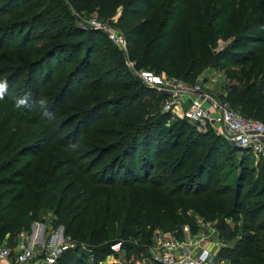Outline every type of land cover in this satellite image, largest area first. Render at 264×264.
Returning <instances> with one entry per match:
<instances>
[{"label":"trees","instance_id":"16d2710c","mask_svg":"<svg viewBox=\"0 0 264 264\" xmlns=\"http://www.w3.org/2000/svg\"><path fill=\"white\" fill-rule=\"evenodd\" d=\"M70 6L103 17L121 8L119 27L138 69L193 84L223 64L238 85L219 96L264 122V0H0V34L14 41L0 42V53L47 43L40 55L0 68V79L8 76L0 100L9 107L0 114V244L13 246L53 210L77 245L57 264H102L112 254L121 261L112 250L119 241L128 264L148 252L158 230L183 236L193 225L196 233L193 208L217 219L221 261L264 264V158L255 178V156L243 150L249 156L236 183L217 181L211 171L225 141L162 112L166 95L145 86L103 33L78 26ZM221 39L231 41L218 50ZM179 149L151 177L158 159Z\"/></svg>","mask_w":264,"mask_h":264},{"label":"built area","instance_id":"2783aa9c","mask_svg":"<svg viewBox=\"0 0 264 264\" xmlns=\"http://www.w3.org/2000/svg\"><path fill=\"white\" fill-rule=\"evenodd\" d=\"M91 25L109 31L112 40L119 46L127 48L126 39L113 29L107 30L100 20H92ZM135 65V61L129 62V66L147 87L166 95V111H170L175 117L186 119L201 132L212 129L241 150L250 151L258 159L264 158L263 121L243 115L229 101L203 89L200 85H191L182 79L165 73L158 74L150 69H135ZM179 105L182 107L181 114L176 110ZM182 231L183 236L173 232L156 231L154 242L148 248L151 254L149 258L154 264H216L213 259L217 257L219 250L215 252L210 243L215 237L218 238L219 232L213 223L202 222L198 232L194 234L189 225L183 226ZM122 244L123 242L119 241L112 246L114 252L118 253ZM215 245L218 246V243ZM76 246L63 237L62 241L49 245L42 244L37 248L29 243L27 233L21 232L13 246L7 243L0 244V262L57 264L64 252ZM220 264H224V261Z\"/></svg>","mask_w":264,"mask_h":264},{"label":"rangeland","instance_id":"374dc122","mask_svg":"<svg viewBox=\"0 0 264 264\" xmlns=\"http://www.w3.org/2000/svg\"><path fill=\"white\" fill-rule=\"evenodd\" d=\"M70 9L73 13V15L76 18V22L77 25L80 26L81 28H86L90 29V30H96V31H100L101 33H103L116 47H118L119 50L124 52V56H125V62L127 63V66L130 68V70L133 72V74L135 76H137V74L135 73V70L129 66V62L130 61H134L132 60L129 55H128V43H127V48H123L121 46H119V44L112 40L110 38L109 35V31L106 32L103 29H99L93 25H91V21L92 20H100V22L104 23L105 26L107 27V30H111L113 29L116 33H118L119 35L123 36L126 39V36L124 34V31L119 27V23H118V19H119V15L121 14L122 9L120 8L118 13L112 17H103L99 14V12L97 10L92 11L91 13H79L78 11H76L72 6H70ZM14 19V18H13ZM18 19H20V17H18ZM93 26V27H91ZM95 27V28H94ZM3 33L0 34V42L1 44L7 45V43L11 40V43H13L14 41L12 40V35L9 36L6 34V37L8 39H5V37L2 36ZM127 41V39H126ZM231 39L225 40V39H221L218 42V50L223 49L224 47H226L229 43H230ZM47 45V43H33L31 42L30 47H27L28 49L26 50V53L24 52H20L18 50H15L13 45H10L8 49L4 50L2 53H0V68L2 66H7L12 64V61L15 60V58H17L18 56H27L28 58H34L35 56H38L41 54L42 50L44 49V47ZM31 54H35V55H31ZM94 59L97 60V67H96V71L98 72V54L96 53V55L94 56ZM135 69H138L136 67V65L134 66ZM69 70V68H68ZM67 70V72H68ZM164 73V72H163ZM229 70L226 69L223 64H220L219 66L216 67H209L207 68L205 71H203L198 78L196 79L195 83L191 84H197L203 87V89L208 90L209 92L213 93L216 96H219L221 94H225L229 92L230 86L232 85H238V82L235 79H232V77H230L228 75ZM5 77H8L7 74L3 75L0 79V84L4 83L3 79ZM138 77V76H137ZM25 78V76L23 78H21V81H23V79ZM139 78V77H138ZM140 79V78H139ZM61 80V79H60ZM141 80V79H140ZM7 81V80H5ZM142 81V80H141ZM55 82L57 81V78L55 80ZM143 83V81H142ZM144 84V83H143ZM145 85V84H144ZM146 86V85H145ZM45 88L42 89V94L43 92H45ZM158 92V91H157ZM160 93V92H158ZM0 94H3V91H0ZM165 102H166V97L164 98V101L162 103V106L160 107V109L162 110V112H169L171 115H173L170 111H166L165 110ZM9 107L6 103L2 102L0 100V114L4 115L2 118H4L6 116V113L8 111ZM175 118H179V117H175L173 115L172 120L174 121ZM181 119V118H180ZM261 120V119H258ZM172 121V122H173ZM262 121V120H261ZM172 122L169 121L168 124H171ZM220 136L224 141H225V145L222 146L223 150H221V155L223 156V159L220 161L219 165L217 166L216 170L212 169L211 172L214 173L215 178L217 181H219L221 178H223L224 180L228 181V184L230 185H234L236 183V180L238 179V177L240 176V172L241 169L239 167L240 161L243 160V158H245L244 156H249V154H247L246 151L240 150V151H236L233 147H231L230 142L227 141L225 139V137H223L222 135H218ZM208 138L213 139L210 135L208 136ZM206 151H207V145H206ZM206 151H204V149H202L198 156H200V158H204ZM180 154V149L176 152H172L166 155H162L157 163L155 168H153L151 171H149V173L151 174V177L153 176V178L155 177V175L159 174V170L161 168L160 163L161 162H169L170 160H172L173 158H175L177 155ZM110 155H108L106 158H110ZM246 159V158H245ZM29 160V159H26ZM107 161V159L105 160ZM259 164H260V159L258 158H253L250 161V166L253 170L254 168V176L255 178H257L258 176V172H259ZM187 171H189V167H186L185 170H183L182 173H186ZM206 178V176H205ZM174 183L170 182L168 184V186H173ZM218 183H216L212 189H216L219 188ZM213 191V190H212ZM211 192L206 193V196H210ZM77 204V202L75 203V205ZM186 207V206H184ZM118 210V207L116 208ZM187 211V210H186ZM188 214L190 216H192V224H194L195 226H197V232L201 226L202 222H210L213 223L216 227H217V221H213V220H217V219H213L211 220L210 218H207L206 216H202L199 212L195 211L193 208H188ZM178 213V212H177ZM43 217V216H42ZM44 219L45 222H35L30 226L29 231L24 230V232L27 233L28 236V240L29 243H32V245L36 246L37 248H39L40 246H42L41 244H52L55 243L57 241H62L63 237L67 238V240L73 244H76V242L71 238V237H65L62 236L65 234V225L63 224V217H59L57 215H55L54 211H48L45 215H44ZM193 226V225H191ZM190 226V228H191ZM181 231V230H180ZM218 238L215 237L214 240L210 243V247L214 248V251L216 252L217 250H220L222 246H226V241L220 237V231ZM215 243H218V246L220 247L218 249V246L215 245ZM116 244V243H115ZM115 244H113L112 246H115ZM228 244V243H227ZM39 246V247H38ZM85 251H87L88 253H90L89 250H87V247L85 246L84 249ZM113 250V249H112ZM114 251V250H113ZM219 252V251H218ZM121 261H118L115 257L114 254H112L113 257L107 259V261L105 260V262H102L103 264H114L117 262V264H125V253L120 250L118 252ZM111 256V255H110ZM149 256H151V254H149V252L147 253H141L139 256H133L136 257V259L134 260V258L132 257L130 260L127 261L128 264H154L152 262V260L149 258ZM215 259L220 258L218 253H217V257H214ZM216 259V260H217ZM151 260V261H150ZM215 260V261H216ZM214 261V262H215ZM217 263V262H216Z\"/></svg>","mask_w":264,"mask_h":264},{"label":"crops","instance_id":"0c3cea01","mask_svg":"<svg viewBox=\"0 0 264 264\" xmlns=\"http://www.w3.org/2000/svg\"><path fill=\"white\" fill-rule=\"evenodd\" d=\"M186 98H188V96L186 97ZM176 110L181 114L182 113V107L179 105V106H177L176 107ZM31 245H32V243H30ZM42 245V244H41ZM39 247V246H38ZM111 257H113V259H114V256H109L107 259H109V258H111ZM107 259H106V261H107ZM217 259V258H216ZM215 258L213 259V261H215L216 260ZM105 262V261H104ZM217 262V263H216ZM117 263V262H116ZM214 263H216V264H220L221 263V259L220 258H218ZM0 264H9L8 262H6V261H3V262H0ZM103 264V263H102ZM224 264H228L227 262H225L224 261Z\"/></svg>","mask_w":264,"mask_h":264},{"label":"clouds","instance_id":"9594fccd","mask_svg":"<svg viewBox=\"0 0 264 264\" xmlns=\"http://www.w3.org/2000/svg\"><path fill=\"white\" fill-rule=\"evenodd\" d=\"M4 85L3 84H0V89H3Z\"/></svg>","mask_w":264,"mask_h":264}]
</instances>
